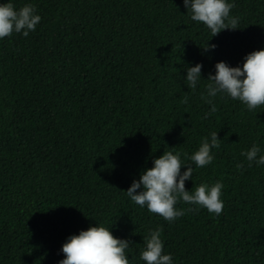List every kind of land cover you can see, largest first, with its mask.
Returning <instances> with one entry per match:
<instances>
[{
    "label": "trees",
    "instance_id": "16d2710c",
    "mask_svg": "<svg viewBox=\"0 0 264 264\" xmlns=\"http://www.w3.org/2000/svg\"><path fill=\"white\" fill-rule=\"evenodd\" d=\"M7 2L34 5L41 21L0 39V264H59L67 238L97 225L130 241V264H146L144 238L158 227L173 264H264V165L241 155L254 144L264 155V105L218 94L205 118L201 99L218 62L242 66L264 49V0H227L238 30L215 37L183 0ZM212 132L220 146L197 168L187 157ZM167 151L193 168L186 191L224 185L221 215L179 202L185 214L169 223L127 196Z\"/></svg>",
    "mask_w": 264,
    "mask_h": 264
},
{
    "label": "clouds",
    "instance_id": "9594fccd",
    "mask_svg": "<svg viewBox=\"0 0 264 264\" xmlns=\"http://www.w3.org/2000/svg\"><path fill=\"white\" fill-rule=\"evenodd\" d=\"M183 5L191 13V20L203 23L215 37L224 30H238L239 18L230 15L234 4L227 0H183ZM41 17L36 14L32 4H26L18 10L11 2L0 5V39L11 37L13 33L27 37L36 29ZM216 45L207 43L203 48L205 52L214 50ZM201 64L186 69L188 86L195 90L201 79ZM206 85V95L201 94V99L211 105L208 115L215 112L216 106L213 98L218 94H225L233 100H238L246 105L248 110H255L264 105V49L253 51L244 58L242 66L229 67L225 62L215 65V75H209ZM183 103L187 104L185 96ZM221 140L217 132H212L210 137L203 138L196 151L190 157L197 168H204L212 163L214 156L212 150L219 148ZM261 149L253 145L241 155L246 157L248 166L253 163L257 166L264 165V155ZM153 167L140 174L139 180H133L125 192L128 197L141 208L147 207L150 213L172 223L185 214V210H178L176 205L183 202L196 207L187 211H197L200 207L217 217L221 215L224 204L220 199L224 185L221 182L209 185L201 183L195 191H186L185 181L192 179L193 168L182 164L180 154L172 151L163 154L152 161ZM243 168V164H238ZM186 168L181 174V169ZM140 191H137V190ZM162 228L149 229L144 238V250L140 259L146 264H173L170 254L163 253L161 239ZM130 241L114 238L109 228L103 226L89 227L78 235H72L62 245L61 252L64 259L59 264H130L126 257V250L130 249Z\"/></svg>",
    "mask_w": 264,
    "mask_h": 264
}]
</instances>
